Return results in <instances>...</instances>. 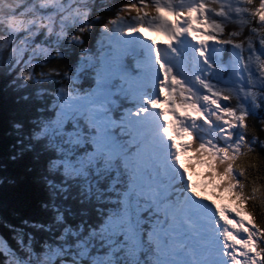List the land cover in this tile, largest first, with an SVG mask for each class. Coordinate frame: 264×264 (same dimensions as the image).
Returning <instances> with one entry per match:
<instances>
[{"label": "snow or ice", "instance_id": "1", "mask_svg": "<svg viewBox=\"0 0 264 264\" xmlns=\"http://www.w3.org/2000/svg\"><path fill=\"white\" fill-rule=\"evenodd\" d=\"M258 216L264 0H0V264H264Z\"/></svg>", "mask_w": 264, "mask_h": 264}, {"label": "trees", "instance_id": "2", "mask_svg": "<svg viewBox=\"0 0 264 264\" xmlns=\"http://www.w3.org/2000/svg\"><path fill=\"white\" fill-rule=\"evenodd\" d=\"M182 160H184V162L187 164V163H194L193 161H189L187 158L185 157H182ZM251 163H259L258 160H252L250 161ZM205 169L199 165H195L191 170H190V173H191V180L193 177V174L199 178L200 180H202V192L204 194H206L208 197H212V198H215L218 205L219 206H222V205H226L228 207H234L235 205L232 204V201L229 199V196L228 194L226 196H224V193H218L211 184H208L205 180H204V177L201 178L200 176L203 175ZM195 183V181H193ZM257 222L260 223V222H264V221H261L259 216L257 217Z\"/></svg>", "mask_w": 264, "mask_h": 264}, {"label": "rangeland", "instance_id": "3", "mask_svg": "<svg viewBox=\"0 0 264 264\" xmlns=\"http://www.w3.org/2000/svg\"><path fill=\"white\" fill-rule=\"evenodd\" d=\"M149 36L151 37L152 40H155V41H158V42H166V38L163 35H161V34H158V33H145V37H149ZM193 177H194L195 184L201 188V186H202V180H200L199 178H197L194 174H193ZM200 177L203 178L204 176L201 175ZM226 195L227 194L224 193V196H226ZM210 198L212 200L211 199H208L209 201H215V203L217 204V206H219L215 198H212V197H210ZM232 204H233V202H232Z\"/></svg>", "mask_w": 264, "mask_h": 264}]
</instances>
